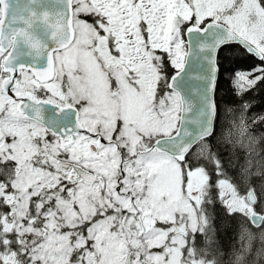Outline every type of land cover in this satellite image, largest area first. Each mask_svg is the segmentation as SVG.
I'll use <instances>...</instances> for the list:
<instances>
[{"label": "snow or ice", "instance_id": "1", "mask_svg": "<svg viewBox=\"0 0 264 264\" xmlns=\"http://www.w3.org/2000/svg\"><path fill=\"white\" fill-rule=\"evenodd\" d=\"M261 86L264 0H0V264H264Z\"/></svg>", "mask_w": 264, "mask_h": 264}, {"label": "trees", "instance_id": "2", "mask_svg": "<svg viewBox=\"0 0 264 264\" xmlns=\"http://www.w3.org/2000/svg\"><path fill=\"white\" fill-rule=\"evenodd\" d=\"M253 97L255 98L253 100V107H251L247 113L249 117H251V115L264 114V86H261L260 88L254 91L245 93L243 98L250 99ZM217 101L220 103L222 108L225 104H228L236 108L240 107V100L237 97V95L233 92L232 84L224 78H222L219 83V90L217 92ZM251 127L253 128V130L256 132L257 135H259L261 130L264 129V125L261 124L252 125ZM231 229H232L233 242H237L238 226L235 223H232Z\"/></svg>", "mask_w": 264, "mask_h": 264}, {"label": "rangeland", "instance_id": "3", "mask_svg": "<svg viewBox=\"0 0 264 264\" xmlns=\"http://www.w3.org/2000/svg\"><path fill=\"white\" fill-rule=\"evenodd\" d=\"M234 108H235L236 111H237V117H238V115H239V111H240V107H239V108L234 107ZM251 116H253V115H251ZM229 119H231V116H229Z\"/></svg>", "mask_w": 264, "mask_h": 264}]
</instances>
